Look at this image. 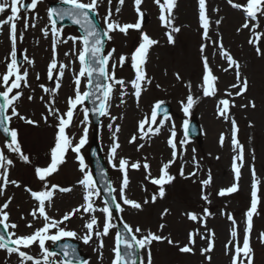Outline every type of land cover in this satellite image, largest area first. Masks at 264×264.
<instances>
[{
	"label": "rangeland",
	"instance_id": "rangeland-1",
	"mask_svg": "<svg viewBox=\"0 0 264 264\" xmlns=\"http://www.w3.org/2000/svg\"><path fill=\"white\" fill-rule=\"evenodd\" d=\"M59 0H42L38 4L37 8L33 11L28 8L26 11L21 10V17H28L29 27L25 30L24 19L18 20L17 23V53L22 57L21 72L25 69L28 71V84L29 87H21V89L13 90L21 91L23 93L21 106L17 105L18 111L21 115L26 116L34 121L38 122V125H28L24 121L13 118L11 121V127L18 131V139L21 144L22 150L25 154L29 155L30 163H23L19 157L8 152L4 147L5 141L0 137V149H3L5 155L14 161V166L9 170V179L16 180L20 187L9 184L5 189V193L0 197V203L3 204L11 197L12 202L9 205L7 212L11 215V211L15 210L17 206V200H14V196L26 197L29 199L26 188L32 190H43L42 182L35 176V167L46 166L50 161V148L54 145L55 130L51 126L56 123L54 117H49L48 123H45L43 116L47 114L45 108V102L51 99V94L44 93L40 87L43 85L46 88H54L56 80H49L47 78V66L51 59V33L46 38L43 35L42 29L50 30V22L47 17L48 4L50 2H58ZM149 0H144L141 5L142 11L146 16L152 19V24L148 26L143 21L142 31L147 32L148 35L160 41L154 45L148 54V59L144 68L148 77L151 79V84H145L142 91L139 102H137L135 96L132 94L133 89L129 84L124 89L126 93L123 95V103L121 100L117 102V96L121 99L120 86L116 85L115 90L110 101V114L117 117L113 127L120 126L125 136L120 138L118 136V142L120 148L118 149V158L123 157L131 162L140 161L141 164L146 162L150 165L149 171L152 177H158L160 169L164 163H167L172 159L170 155V147L167 144V140L171 135L170 129L172 124H175L178 155L175 163L168 169L169 174L174 176L175 179L168 184H165V196L159 198L158 186L153 185L150 179H146L147 173L141 167L139 170L129 168V186L126 191V195L133 200L139 201L143 204L145 199H151L153 194H157L155 203H148L143 205V210L136 211L131 208H126L123 205L125 211L120 213V217L123 221L129 223L133 227L139 226L142 230L147 232L151 230L157 234L163 236H170L174 241H179L180 246L187 243V237L189 232L199 230L205 231L204 225L207 229L214 231V248L211 253L207 255L211 256L209 262L205 256L201 255L200 250L207 246V241L196 237L195 252L194 254H187L179 252L177 247L169 245L167 241L154 242L152 247L153 264H229L230 256L226 254L225 245L231 239V221L228 220L227 214L231 215L236 220V229L238 232L237 239L241 240L243 236V230L245 228V213L250 207L251 200V168L254 166L256 177L259 180L258 196L260 198V204L258 205L259 215L253 217V230L251 233V246L254 249V264H264V244L259 240V234L264 232V56H258L252 45L248 44L250 33L247 29L237 32V28L243 22V14L241 11L232 8L227 0H206L207 14L212 21L210 28V35L213 39L218 38V34L222 37L224 47L230 52V54L239 62L240 72L242 77H246L248 80V90L242 96L233 97L232 100L235 107H230L229 115L234 118L239 128V141L244 146V166L241 169V178L239 180V191L231 195L220 197L218 191L221 188H226L234 182V173L232 172V157L236 154L232 150L229 152L231 124L230 121H226L223 117H220L217 112V105L219 99L226 97V91H237L231 89L230 85L236 82L234 69H229L225 72L223 69L227 68V62L221 58L218 50L214 46H210L205 50V54H208L210 60V66L213 69V73L218 77L216 82L217 94L215 97H204L199 85L201 83L202 73V58L199 52L201 43H208L202 41V29L199 26V12H198V0H177L176 7L174 8L175 26L180 27L181 31L175 33V44H169L165 36L167 29L161 26V22L158 19L159 8L156 4L151 3L149 13L145 10V3ZM23 2V0H22ZM30 5L31 0L26 1ZM87 2V0H86ZM163 2V0H161ZM243 3L244 0H238ZM111 8L113 11V19L117 20L121 24L134 23L136 21L137 14L134 9V0H125L121 6L118 0H113L111 5L105 3L101 4L97 9L98 18L103 26V17L107 14V9ZM120 8V12L116 13L115 9ZM219 9V11H215ZM229 13L236 14V18L230 17ZM8 13L3 16L1 14L0 20L4 19ZM39 20H38V18ZM222 22L217 27L215 20L221 19ZM34 23L35 27H31ZM262 29L264 30V18H261ZM193 25L195 30L192 31L190 26ZM62 29V28H61ZM63 37L67 39L69 36H79L75 30L71 28H64ZM23 34V40L19 39L20 34ZM121 34L120 40L113 39L114 34ZM215 34V35H213ZM111 40L107 39L106 54L111 51L112 48L116 49L113 55V59L109 61V68L111 64L115 62L116 58L120 55H130L135 47L138 46L140 33L136 30H129V34L125 36L119 31L110 33ZM0 37V74H3L6 69V55L10 52V39H9V26L5 24L3 26V34ZM79 44H77V48ZM261 47L264 48V37L261 39ZM73 48L71 41L67 44L60 43L57 46V57H59V50H64L60 53L62 57L61 63L68 64L70 61H75L76 64L74 70L79 71L80 65L77 64L75 56H65V52H69ZM163 48V49H162ZM61 51V50H60ZM163 52V56L159 59L152 56L153 52ZM27 55L29 59L34 60V66L28 65L24 60V55ZM5 55V58L3 59ZM209 55L213 56L210 57ZM40 56L44 57L43 59ZM8 58V57H7ZM60 58V57H59ZM215 60H218L215 61ZM128 63V64H127ZM220 65V67H219ZM222 73L219 74L217 70ZM159 67L160 77L155 79L157 74V68ZM116 76L118 79H124L126 82L134 78L135 72L131 68L130 62H126L125 66L116 68ZM121 71V72H120ZM37 73L40 79H36ZM179 74L181 79H176V74ZM73 73L70 79L72 89ZM11 82V81H10ZM191 84V93L194 98L198 97V104L194 110H191L190 115L195 113L202 129V139L200 143L190 141L187 139L184 148H181L180 141L184 139L183 121L189 119L190 116L185 117L181 110V101L186 99L188 94V84ZM156 85L160 87L157 88ZM3 88L0 87V91ZM83 82L81 85V91H83ZM74 94V93H73ZM71 94V96L73 95ZM34 98L30 101L29 96ZM66 95V94H65ZM43 96L44 100L40 97ZM66 100L64 98V92L59 89L55 96V107L61 112L66 111ZM252 100L255 102L256 107H242V105L248 104ZM157 101H164L171 106L173 112L170 115V119L163 120V127L159 134H148L143 140L137 139L135 143H129V138L133 135H138V123L145 118V116L151 115V110ZM118 103V107L114 103ZM133 113V109H136ZM132 115V116H131ZM82 119V113L77 109V114L73 121V127L67 131L70 134L77 133V123ZM162 120L157 121L156 127ZM109 117H104L101 122V127L97 131V136L102 148V152L107 163L108 172L112 179H114L113 187L119 188L121 183L122 174L114 170L108 161L109 147L112 143L110 137L111 133L105 134V130L108 129L107 125L110 123ZM131 126L130 131L125 132L126 123ZM249 124L253 125L249 127ZM106 125V126H105ZM148 125L146 124V128ZM29 128L34 129L30 131ZM109 131V130H108ZM92 133V127L89 129V138ZM224 134L225 141L223 147L219 143V137ZM78 139V137H77ZM161 140H163L161 142ZM89 142V139H88ZM88 144V143H87ZM87 144L85 146H87ZM143 144L144 147L137 150L138 145ZM87 147H84L81 151L83 156L87 154ZM195 149V152H193ZM195 156V162L193 161ZM219 157V159H217ZM254 157V159H253ZM66 162L60 166V170L54 173L48 178L50 184H57L62 187H69L74 189L77 180L81 178L82 174L78 170V164L75 160V153L70 150L66 156ZM87 164V163H86ZM197 164L199 167H197ZM183 166L184 176L180 175V168ZM192 172H196L195 176L190 175ZM211 173L212 183L208 187H204L201 181L207 179L208 174ZM131 186V187H130ZM130 187V188H129ZM146 189V191H145ZM133 190L135 192L133 193ZM68 193V192H67ZM67 193H61L57 191L54 194V199L65 195ZM210 194V195H209ZM83 195V194H82ZM82 195L79 199V203H82ZM118 197V192L116 193ZM134 195V196H133ZM202 195H209L211 203L202 199ZM65 198V197H62ZM14 200V201H13ZM118 202H120L118 200ZM97 208L103 207L101 198L95 199ZM75 206V205H74ZM207 208L211 215L204 217V209ZM73 209L72 207L65 209V211H59L55 217L60 218L65 212ZM165 209L167 214L163 215ZM64 210V208L62 209ZM153 211V214H152ZM195 213L199 217H204L201 223L191 221L187 217V213ZM96 216L99 218L101 225L103 224L104 217L100 211H97ZM145 214L147 219L144 217ZM85 215L84 221L81 225H76V228L67 226L69 230L76 231L79 235H83L85 229L83 224L88 218ZM114 222V221H113ZM148 224V225H146ZM164 224L163 231H159V225ZM38 224L36 227H40ZM63 227V225H61ZM33 230L30 231V233ZM116 228L110 231L109 236L103 237L104 247L102 253H106L105 258H100V254L94 251L98 247V241L94 237L92 242L88 245L82 243L81 251L87 254L89 259L87 264H110L112 259V243L115 237ZM21 234H29V232H20ZM77 241V242H78ZM52 242L48 241L47 245L50 246ZM106 250V252H105ZM144 254V253H143ZM145 255V254H144ZM144 255L141 254V257ZM15 257V256H14ZM16 258V257H15ZM59 260L58 258H53ZM31 263V262H30Z\"/></svg>",
	"mask_w": 264,
	"mask_h": 264
},
{
	"label": "snow or ice",
	"instance_id": "snow-or-ice-1",
	"mask_svg": "<svg viewBox=\"0 0 264 264\" xmlns=\"http://www.w3.org/2000/svg\"><path fill=\"white\" fill-rule=\"evenodd\" d=\"M42 0H31L28 7L31 10H35ZM113 0H107V4L111 5ZM125 0H118V3L122 6ZM61 7L49 8L47 10V17L50 22V30L45 28L42 29L43 35L47 38L49 31L51 33V52L52 56L50 63L47 66V78L53 80L55 78L56 83L54 88H46L43 85L40 87L44 93L51 94V99L45 102V108L47 114L43 116L45 123H48L49 117H54L56 123L51 125L55 130L54 145L50 148V161L46 166L35 167L34 174L42 182L43 190H32L26 188L25 191L30 193L32 199L36 202L35 206L28 213L31 216V220L27 221L26 227L33 229L29 234L18 235L15 231L19 225L15 222H10V215L6 211L12 202V198L9 197L6 202L0 205V227L3 228L6 235L0 234V250H6L11 254H16L19 258V264H87L82 261L78 255L77 249L71 244L64 243L60 245V252L62 253L63 259H53L57 256L55 251L49 249L46 246L48 241H51L53 245H58L60 241L71 238L79 239L83 244L88 245L92 242L95 237L98 241V247L94 251L99 252L100 258H103L102 249L104 248L103 237H107L113 228L117 225L113 222V209L111 205L115 206V211L122 213L125 211L123 205L129 208L142 211L143 205L148 203H155L157 194H153L151 199H145L143 204L139 201L130 199L126 195L130 180L128 176L129 168L139 170L141 167L147 173L146 179H150L153 185L158 186V196L163 198L165 196V184L171 183L175 177L169 174L168 169L171 167L178 155L177 143L175 141L176 131L175 124L173 123L170 129L171 135L167 140L168 146L171 148V157L167 163H164L160 169L158 177H152L149 171L150 165L146 162L141 164L140 161L131 162L123 157L118 158V149L120 144L118 142L117 133L120 132V126L116 125L113 127L117 117L111 116L109 108L110 101L112 99L115 86L119 85L121 90V103H123V95L126 93L124 89L127 84L130 83L137 102L141 97L142 91L144 90L145 84H151L152 81L148 77L144 65L147 63L148 54L150 49L159 43L158 40L151 38L147 32L142 31L143 21L145 19V13L142 11L141 5L144 0H134V9L137 14V19L134 23L121 24L117 20L113 19V11L111 8L107 9V14L102 18L103 26L98 27L94 21L93 16L98 15L97 9L101 4L105 3V0H59ZM159 8L158 19L161 22V26L166 30L165 36L169 44H175V33L181 31L180 27L175 26L174 8L176 7L177 0H153ZM227 3L234 9H237L243 14V22L237 32L247 29L250 33L248 44L252 45L258 56H264V48L261 47V39L264 37V30L262 29L261 18H264V0H244L243 3L238 0H227ZM25 9V4L22 0H0V14L8 13L4 19L0 20V29L5 24L9 26V39H10V52L8 54L6 62V71L0 74V87L3 88L0 91V131H2L5 137H9V140L5 141L4 147L10 153L16 154L19 159L25 163H30L29 155L25 154L22 150L21 144L18 139V131L11 127L12 119L18 118L28 125H38L37 121L27 118L18 111L16 102L20 100L23 93L21 91L13 90L21 89L23 87H29L28 84V71L25 69L21 72V67L17 59V21L24 19L25 30L29 27L28 17H21L20 12ZM219 11V9H215ZM116 13L120 12V8L115 9ZM198 12H199V26L202 29V41L208 43H201L199 52L202 58V73L201 83L199 88L202 91L204 97H215L217 94L216 82L218 77L214 75L213 69L210 66V60L208 55L205 54V50L210 46H214L222 59L227 62L228 67L224 68L225 72L229 69H234L236 82L230 85L231 89L237 91H226L225 95L228 98L219 99L217 105V112L220 117H223L226 121H230L231 124V138L230 144L232 151L236 153L232 157V172L234 173V182L226 187L221 188L218 191L220 197H225L239 191V180L241 178V169L244 166V146L238 139L239 128L234 118L229 115L230 107H235L232 100L233 97L242 96L248 90V80L246 77H242L240 72L239 62L230 54V52L224 47L222 37L219 36L217 39H213L210 35V28L212 21L207 14L206 0H198ZM70 20L73 25L79 26L82 30L83 35L81 36H69L67 39L63 37V30L57 26V21ZM222 22L221 19L215 20L217 27ZM31 27H35L32 23ZM136 30L140 33L138 46L135 47L134 51L130 55H120L116 58L115 62L111 64L109 68V61L113 59V55L116 52L115 48H112L107 54L104 51L105 38L108 40L112 39L110 33L119 31L120 33L127 36L129 30ZM20 40H23V34L19 36ZM71 41L73 48L69 52H65L64 55L75 56L76 60L79 61V71H73V84L74 94L69 96L66 100V111L61 112L55 105V96L58 93L61 84L60 80L64 76L66 69H69V64L61 63L57 58V46L60 43L67 44ZM77 44L79 47L77 48ZM24 60L28 65L34 66V60L29 59L28 56L24 55ZM75 61H70L74 63ZM126 62H130L131 68L134 70V78L130 81L124 79H118L116 76V68L123 67ZM36 79L39 80L40 76L37 73ZM176 79L180 80L181 77L177 73ZM11 81V82H10ZM103 81V82H101ZM84 82V90L81 91V85ZM159 88V85H156ZM188 94L185 100H182L181 110L185 117H188L191 110L198 102V97L194 98L191 93V84L187 85ZM34 97L29 96L28 99L31 101ZM44 100V97H40ZM86 102L91 103L93 107L89 109L86 106ZM164 101H157L151 110V115L145 116L143 120L138 123V135H133L129 143H135L137 139L143 140L148 134H159L163 127V120L156 127L152 125L157 124L158 110L162 108ZM242 107L255 108L256 104L250 100L248 104L242 105ZM77 109L82 113V119L77 123L79 129L77 133L70 134L67 130L73 127V120L77 114ZM10 110V114H9ZM90 113L98 117H109L110 123L107 125L109 132L111 133V145L108 152V161L111 167L122 174L121 183L119 189L113 187L111 181L104 179L105 194L109 199L102 200L103 207L97 208L95 199L101 197V191L97 187L92 172L88 171V165L85 163V157L81 150L88 143L89 129L91 126ZM165 119H170L167 114V110H164ZM146 124L148 127L146 128ZM183 128L185 132L184 139L180 141L181 148H184L187 142V133L189 122L187 119L183 121ZM253 125L249 124V127ZM78 137V139H77ZM225 141L224 134L219 137V143L223 147ZM144 145H138L137 150L143 148ZM75 153V160L78 161V170L82 174L78 181V184L83 188L82 203L74 207L68 212H65L59 219L50 216L48 214V208L51 207L54 194L59 191L61 193H67L72 191L69 187H62L57 184H50L48 178L54 173L60 170V166L66 162V156L69 152ZM195 152V149H193ZM219 159V157H217ZM254 159V157H253ZM195 162V156H193ZM14 166V161L5 155L3 149H0V196H3L5 189L9 184L16 187H20V184L16 180L9 179V170ZM197 167L198 164H197ZM197 173L192 172L190 175L195 176ZM180 175L184 176L183 166L180 168ZM102 177H106V173L101 172ZM251 200L250 207L247 209L245 216V228L243 230L242 242L237 239L238 232L236 229V220L231 215L227 214L228 220L231 221V239L225 245L226 254L230 256V264H254V249L251 246V233L253 230V217L259 215L258 205L260 204V198L258 196L259 191V180L256 177L254 166L251 168ZM212 183L211 173L208 174L207 179L201 181L204 187L210 186ZM146 191V189H145ZM119 193V196L115 193ZM210 195V194H209ZM209 195H202V199L208 203ZM118 200L120 202H118ZM122 202V204H121ZM97 211L103 214L104 221L101 225L99 218L95 215ZM165 209L163 215L167 214ZM204 217L211 215L207 208L204 210ZM79 214L80 218L83 219L85 215L89 218L85 220L83 228L85 229L84 234L81 236L74 230L67 228V223L74 216ZM187 217L191 221L201 223L204 217H199L195 213H187ZM22 220H26L25 216H21ZM40 220L42 221L40 227H34L33 222ZM123 224V232L117 231L115 233L114 247L112 249L113 258L110 264H138L137 256L139 253L145 255L139 260V264H153L152 257V245L154 242L167 241L169 245L177 247L179 252L194 254L196 237L199 236L201 239L207 241V246L200 250L201 255L210 262L211 256L207 255L211 253L214 248V231L207 229L206 224L204 225L205 231L200 232L199 230L189 232L187 237V243L180 246L179 241H174L170 236H163L148 230L145 232L141 227H133L125 221H121ZM63 225V227H61ZM165 225H159V231H163ZM13 231L9 232L8 230ZM259 240L264 244V232L259 234ZM11 245V246H10ZM35 245L39 249L41 258H36L30 255L26 250L30 249Z\"/></svg>",
	"mask_w": 264,
	"mask_h": 264
},
{
	"label": "bare ground",
	"instance_id": "bare-ground-1",
	"mask_svg": "<svg viewBox=\"0 0 264 264\" xmlns=\"http://www.w3.org/2000/svg\"><path fill=\"white\" fill-rule=\"evenodd\" d=\"M152 1H153V0H149V1H148L147 3H145V5H144L145 10H146L147 13H149V11H150L149 8L151 7V3H152ZM229 15H230V17H234V18H236V16H237V15L234 14V13H229ZM145 22H147L146 24H148V26H149L150 24L153 23V22H152V19H151L150 17H147V16H146ZM190 28L192 29V31L195 30V27H194L193 25H191ZM213 35H215V34H213ZM113 39H115V40H120V39H121V34H117V33L114 34ZM159 42H160V41H159ZM162 49H163V48H162ZM60 50H61V53H62L63 50H62V49H60ZM164 52H165V51H163L162 53H161V52H157V51H155V52L152 53V56L160 59V58L163 56V53H164ZM207 55H208V54H207ZM209 56H210V57H213V56H211V55H209ZM4 58H5V55H4L3 59H4ZM40 58L43 59L44 57L40 56ZM6 59H7V56H6ZM215 61L218 62V60H215ZM219 67H220V65H219ZM219 67L217 66V70H218L219 74H221V73H222V70H221V72H220V71H219ZM120 72H121V71H120ZM154 77H155L156 80H158V78L160 77V74H159V67L157 68V74H156ZM69 79H70V78L64 77L63 80H62V91L64 92V96H66L67 94H69L70 91H71V84H70V80H69ZM65 94H66V95H65ZM118 98H119V97L117 96V102H119V101L121 100V99L118 100ZM117 102L114 103L116 107H118V103H117ZM137 109H138V108L133 109V110H134L133 113H134L135 110H137ZM131 116H132V115H131ZM130 130H131V126H130L129 123L127 122V123H126L125 132H126V131L128 132V131H130ZM105 134H106V135L109 134L108 129L105 130ZM118 136H119L120 138H123V132L120 131V134L118 133ZM162 141H163V140H161V142H162ZM130 187H131V186H130ZM130 187H129V188H130ZM118 189H119V188H118ZM82 192H83L82 187H81V186H77V185H75L72 194L69 195L67 198H65V199L63 200V201L65 202V203H64V209H65V206H66V207H74V205H76V204L79 202L80 194L82 195ZM134 192H135V190H133V193H134ZM133 196H134V195H133ZM21 204H22V206H21L17 211H15V213H13V217H12V219H11V222H15V223H17V224L19 225V229H21V228H25V227H26V226H25V225H26V222H25V220H22V219H21V216H25V217L27 218L28 221L32 219L30 216H27L26 213L24 212V209H25L27 206H30L31 203L28 202L27 200L23 199V200L21 201ZM60 207H61V203L58 204V203L55 202V203L50 207V210H51V212H56V211L60 210ZM143 211H146V212H147V209H145V210H143ZM152 214H153V211H152ZM142 215H144V217L147 219V216H146L145 214H142ZM81 220H84V218L81 219L80 216L77 215L73 220L67 222V226H72V227L76 228V225H77L78 222H80ZM146 225H148V224H146ZM104 247H107V246H104ZM105 252H106V250H105ZM141 254L144 255L142 252H141ZM105 256H106V253L103 254V258H105ZM0 264H19V262L14 261V260H12V259H9V258H8L7 256H5L2 252H0ZM26 264H27V263H26ZM215 264H217V262H216ZM218 264H222V263L219 262Z\"/></svg>",
	"mask_w": 264,
	"mask_h": 264
},
{
	"label": "water",
	"instance_id": "water-1",
	"mask_svg": "<svg viewBox=\"0 0 264 264\" xmlns=\"http://www.w3.org/2000/svg\"><path fill=\"white\" fill-rule=\"evenodd\" d=\"M94 19V18H93ZM94 21H95V19H94ZM89 106H90V108H92V104L91 103H89Z\"/></svg>",
	"mask_w": 264,
	"mask_h": 264
}]
</instances>
